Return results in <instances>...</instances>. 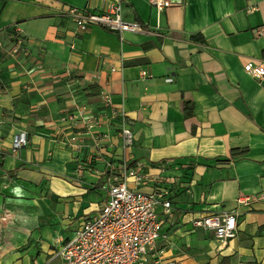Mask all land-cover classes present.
Listing matches in <instances>:
<instances>
[{
    "label": "crops",
    "instance_id": "1",
    "mask_svg": "<svg viewBox=\"0 0 264 264\" xmlns=\"http://www.w3.org/2000/svg\"><path fill=\"white\" fill-rule=\"evenodd\" d=\"M117 1L124 19L161 35L79 33L60 14ZM258 28L264 0H182L160 13L148 0H0V219L13 217L0 222V264H57V249L106 201L123 156L149 176L129 188L170 187L148 264H264V76L243 69L264 64ZM16 30L23 44L13 54ZM100 90L125 112L130 148ZM82 105V117L63 121ZM90 115L102 120L92 130ZM19 132L26 144L14 151ZM73 134L76 148L65 144ZM244 195L247 205L237 202ZM230 210L237 232L226 243L193 224Z\"/></svg>",
    "mask_w": 264,
    "mask_h": 264
},
{
    "label": "built area",
    "instance_id": "2",
    "mask_svg": "<svg viewBox=\"0 0 264 264\" xmlns=\"http://www.w3.org/2000/svg\"><path fill=\"white\" fill-rule=\"evenodd\" d=\"M148 2L157 13H160L168 7L181 4L182 0H148ZM60 14L69 18L79 33L85 32L92 26H99L116 32L120 39L123 38L124 33L149 32L161 35L157 31L147 29L140 22L124 19L122 5L118 1L109 3L105 9L99 11L67 6L60 11ZM257 32L264 37L262 28H258ZM22 44V36L16 30L11 53H18ZM243 69L248 75L257 79L264 76L263 63L247 61ZM144 73L141 71V75ZM165 81L170 82L172 78L167 77ZM99 95L103 105L110 109L111 117L119 120L118 135L121 147L130 148L134 139L132 131L126 125L125 112L111 106L110 96L105 90H100ZM86 111V106L82 105L77 114H71L63 118V121L74 122ZM101 123V118L95 115H90L86 119L88 130L95 129ZM25 144V132L13 136L12 150L15 151ZM65 144L76 148L77 135H71ZM110 172L112 174L109 178L106 201L95 216L85 220L73 236L57 249L56 256L59 258L57 264H148L155 242L161 236V218L157 206H161L164 213L170 212V187L155 186L150 192L129 188L128 179L139 185L146 182L149 176L142 162L130 165L129 158L125 156L119 164L110 168ZM261 197L264 198V195ZM250 199V196L244 195L238 198L237 202L247 205ZM237 214V210L210 213L196 219L193 224L211 230L218 242L226 243L236 235ZM153 264L182 263L178 260L158 257L153 260Z\"/></svg>",
    "mask_w": 264,
    "mask_h": 264
},
{
    "label": "rangeland",
    "instance_id": "3",
    "mask_svg": "<svg viewBox=\"0 0 264 264\" xmlns=\"http://www.w3.org/2000/svg\"><path fill=\"white\" fill-rule=\"evenodd\" d=\"M1 221V224H5V223H11L12 222V220H13V217H12V215H2V218L0 219Z\"/></svg>",
    "mask_w": 264,
    "mask_h": 264
}]
</instances>
